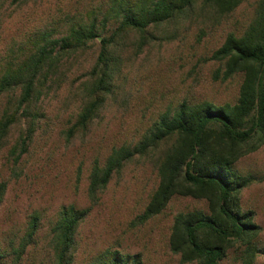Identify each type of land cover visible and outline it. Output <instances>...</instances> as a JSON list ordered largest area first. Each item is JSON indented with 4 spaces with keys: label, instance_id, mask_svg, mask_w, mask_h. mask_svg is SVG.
Here are the masks:
<instances>
[{
    "label": "trees",
    "instance_id": "16d2710c",
    "mask_svg": "<svg viewBox=\"0 0 264 264\" xmlns=\"http://www.w3.org/2000/svg\"><path fill=\"white\" fill-rule=\"evenodd\" d=\"M248 1L108 0L102 9L50 17L47 25L14 41L0 61V150L14 128L25 124L27 129L10 154L12 177H19L27 143L47 119L45 102L56 92L54 87L66 85L73 68L81 71L80 60L90 50L97 48V57L82 72L88 75L80 85L84 104L66 132L68 141L90 129L114 92L128 43L142 53L163 29L195 18L221 23ZM211 60L223 63L226 80L242 76L237 102L182 103L138 143L114 147L103 162L96 159L87 196L92 207L98 205L113 179L122 176L130 164L150 161L158 185L138 225L162 215L175 197L205 202L206 210L174 217L169 247L180 264H222L231 252L240 264H257L264 256L258 243L262 230L242 200L256 180L242 175L236 166L264 146V0H258L247 29L241 35L230 33ZM8 187L9 182H0V208ZM89 213L90 209L75 206L61 210L50 230L53 264H76V236ZM39 225V215L32 216L26 235L12 239L8 249L0 248V264H21ZM88 264L143 263L141 256L106 250Z\"/></svg>",
    "mask_w": 264,
    "mask_h": 264
},
{
    "label": "rangeland",
    "instance_id": "374dc122",
    "mask_svg": "<svg viewBox=\"0 0 264 264\" xmlns=\"http://www.w3.org/2000/svg\"><path fill=\"white\" fill-rule=\"evenodd\" d=\"M107 2L30 0L14 4L13 0H1L0 61L14 41L47 25L53 16L102 9ZM257 2L249 0L221 23L195 18L163 29L159 39L139 54L128 43L114 92L90 129L68 141L66 132L84 104L80 85L88 75L82 72L97 57V48L90 50L80 60L81 71L73 68L66 85L54 87L56 92L45 102L47 119L27 143L19 177H12L10 154L27 126L14 128L0 150V182H9L0 208V248L6 250L12 239L23 238L31 217L39 215L34 244L21 264H53L51 227L64 207L75 206L90 209L76 236V264H88L106 250L141 256L143 264H180L169 247L174 217L180 212L206 210V203L175 197L162 215L138 225L137 219L158 185L153 163L134 161L122 176L113 179L93 207L87 196L91 166L96 159L103 162L114 147L138 143L164 115L174 113L184 102L234 105L242 76L226 80L223 63L211 56L230 33L241 35L247 29ZM236 169L256 180L244 191L242 200L244 209L255 214L262 230L258 243L264 249V146L242 158ZM235 258L236 253L231 252L222 264H240ZM257 264H264V256Z\"/></svg>",
    "mask_w": 264,
    "mask_h": 264
}]
</instances>
